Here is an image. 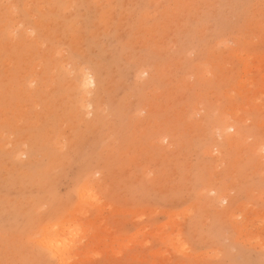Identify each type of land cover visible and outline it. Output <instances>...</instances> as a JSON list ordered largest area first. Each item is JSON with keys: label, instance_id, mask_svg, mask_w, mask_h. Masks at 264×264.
<instances>
[{"label": "rangeland", "instance_id": "374dc122", "mask_svg": "<svg viewBox=\"0 0 264 264\" xmlns=\"http://www.w3.org/2000/svg\"><path fill=\"white\" fill-rule=\"evenodd\" d=\"M0 264H264V0H0Z\"/></svg>", "mask_w": 264, "mask_h": 264}, {"label": "bare ground", "instance_id": "6f19581e", "mask_svg": "<svg viewBox=\"0 0 264 264\" xmlns=\"http://www.w3.org/2000/svg\"><path fill=\"white\" fill-rule=\"evenodd\" d=\"M46 4H47V3H46ZM52 49H53V48H52ZM51 56H52V55H51ZM61 66H62V65H61ZM52 71H53V70H52ZM82 71H83V70H82ZM79 74H80V72H79ZM83 75H85V74H83ZM80 77H81V76H80ZM85 77H86V76H85ZM85 77H84V78H85ZM89 78H90V77H89ZM89 78H87L88 81L90 80ZM87 79L85 78V80H87ZM31 80H32V79H31ZM80 80H82V79H80ZM83 81H84V80H83ZM83 81H82V82H83ZM36 82H37V81H36ZM73 82H74V81H73ZM80 82H81V81H80ZM80 82H79V83H80ZM84 82H85V81H84ZM85 83H86V82H85ZM68 84H69V83H68ZM74 84H75V83H74ZM77 84H78V83H77ZM82 84H83V83H82ZM82 84H81V85H82ZM29 85H30V84H29ZM77 87H78V86H77ZM79 87H80V86H79ZM82 89H83V88H82ZM84 91H86V90H84ZM81 107H82V106H81ZM50 139H51V138H50ZM30 161H31V160H30ZM79 187H80V186H79ZM87 188H88V187H87ZM86 190H87V189H86ZM90 191H93V190H90ZM84 195H85V194H84ZM92 195H93V194H92ZM94 195H95V194H94ZM85 196H86V195H85ZM92 197H93V196H92ZM81 198H82V197H81ZM84 199H85V197H84ZM90 199H91V197H90ZM82 200H83V199H82ZM89 202H90V201H89ZM92 202H93V201H92ZM96 202H97V201H96ZM85 207H86V206H85ZM32 215H33V214H32ZM29 218H30V217H29ZM51 226H52V225H51ZM63 226H64V225H63ZM63 226H61V228H62ZM71 226H72V225H71ZM45 227H46V226H45ZM58 227H59V226H57V228H58ZM64 227H65V226H64ZM64 227H63V229H64ZM48 228H50V227H48ZM48 228H47V229H48ZM70 228H73V227H70V226L67 227L66 231H67L68 229H70ZM74 228H75V227H74ZM45 229H46V228H45ZM50 229H51V228H50ZM63 229H62V233L65 234V233H66V232L64 231L65 229H64V230H63ZM76 229H78V228H76ZM51 230H52V229H51ZM55 230H56V229H55ZM63 231H64V232H63ZM68 231H69V230H68ZM49 232H51V231H49ZM49 232H48V233H49ZM72 232H74V231L71 230L70 233L72 234ZM77 232H78V230H77ZM77 232L75 231V234H72V235H73V238H74V241H75V235L77 234ZM41 233H42V232H41ZM67 233H68V236H65V237H67V239L69 238L70 240H71V239L73 240V238H70V236H69V232H67ZM78 233H79V232H78ZM59 234H60V233H59ZM57 235H58V234H57ZM62 235H63V234H61V236H62ZM65 235H66V234H65ZM61 236H60L61 240H60L59 238H57L58 236H55L58 240H57L56 238H55V239L57 240L58 243L61 241V244H63L64 247H62L63 245H62V246L60 245V246L58 247V244H56L57 246L54 244L55 249H57V250H58L57 252H59V253H60V251H59L60 248H61V249H60L61 251H63V248H65L64 251L66 252V248H67L66 241H67V242L69 241V239L66 240V238H65L64 236H62V237H61ZM76 236H77V235H76ZM63 237H64L65 239H64ZM45 238H46V236H44V239H45ZM48 238H49V237H48ZM48 238H47V239H48ZM62 238H63L65 241H64ZM50 239H51L50 241H51V244H52V242H53L54 240H52V238H50ZM56 240H55V241H56ZM72 240H71V242L74 243V241H72ZM41 241L44 242L43 240H41ZM55 241H54V243H56ZM63 241H64V242H63ZM46 242H47V241H46ZM71 242H68V244H71V246H73ZM44 243H45V242H44ZM47 244H48V243H47ZM65 244H66V246H65ZM74 244H75V243H74ZM52 246H53V244H52ZM75 246H76V245H75ZM48 247H49V246H48ZM68 247H69V246H68ZM67 251H68V249H67ZM55 253H56V252H55ZM69 253H70V252H69ZM60 254H61V253H60ZM63 254H64V252H63ZM51 255H52V254H51ZM64 256H65V254H64ZM70 256H71V254H70ZM61 258H62V256H61ZM63 260H64V259H63ZM65 260H66V258H65ZM67 260H68V259H67ZM65 262H66V261H65Z\"/></svg>", "mask_w": 264, "mask_h": 264}]
</instances>
